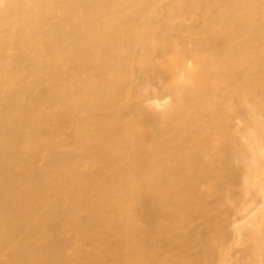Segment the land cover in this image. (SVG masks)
<instances>
[{
    "label": "bare ground",
    "instance_id": "1",
    "mask_svg": "<svg viewBox=\"0 0 264 264\" xmlns=\"http://www.w3.org/2000/svg\"><path fill=\"white\" fill-rule=\"evenodd\" d=\"M263 138L264 0H2L0 264H237L217 254ZM263 230L238 260L264 264Z\"/></svg>",
    "mask_w": 264,
    "mask_h": 264
},
{
    "label": "rangeland",
    "instance_id": "2",
    "mask_svg": "<svg viewBox=\"0 0 264 264\" xmlns=\"http://www.w3.org/2000/svg\"><path fill=\"white\" fill-rule=\"evenodd\" d=\"M1 3L2 0H0ZM191 26V28L196 29L198 25L192 24ZM191 46L190 43L184 44L185 48H190ZM6 53L10 54V51H6ZM184 64L188 69L192 66L190 60H186ZM180 75L178 68H173L169 71V77L172 79H177ZM133 98L139 103L142 110L160 113L169 105L171 94L164 92L156 84H148L139 96H133ZM179 99L181 102L187 103L190 101V95L182 92ZM246 108L248 109L249 106L246 105ZM231 122L232 132L238 133L242 128L240 119L233 117ZM262 144L264 145V138ZM234 164L236 165V163ZM246 165L249 167L247 170L249 175L242 178L237 185L231 187L232 200L228 204L230 214L226 212L229 214L230 222L225 236L230 235L232 249L228 252L220 251L217 254L222 262L227 261L232 255L237 260V264H245V262L240 261L241 259L238 260L236 255L246 249L245 242L239 239V235L244 236L246 239L258 238L254 232L255 227L260 225L264 229V153L259 159L256 156L254 157L252 153L248 154L246 156ZM80 170L85 172L88 170V166L81 162ZM193 239L198 242L200 236L194 234ZM262 243L264 242L261 239H257V244Z\"/></svg>",
    "mask_w": 264,
    "mask_h": 264
}]
</instances>
